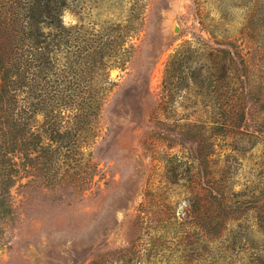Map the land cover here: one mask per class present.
<instances>
[{
    "label": "rangeland",
    "instance_id": "obj_1",
    "mask_svg": "<svg viewBox=\"0 0 264 264\" xmlns=\"http://www.w3.org/2000/svg\"><path fill=\"white\" fill-rule=\"evenodd\" d=\"M54 3L0 0V264H264V0Z\"/></svg>",
    "mask_w": 264,
    "mask_h": 264
},
{
    "label": "trees",
    "instance_id": "obj_2",
    "mask_svg": "<svg viewBox=\"0 0 264 264\" xmlns=\"http://www.w3.org/2000/svg\"><path fill=\"white\" fill-rule=\"evenodd\" d=\"M59 0H30V4L29 6L27 7L26 11H25V15L24 17H26L28 20H31L33 21L31 23V27L33 25H36L37 27L39 26L38 23H39V19L41 18H46L47 19V24L46 26H44V28H47V29H51L52 31H50L49 33H47L46 35L44 34L43 36V32H35L34 35L36 36V41L39 39H43V41H41L42 43H46V38L45 36L47 37V35H49L48 37L52 36V40L49 41V45H51L57 38H59V43H67V39L73 35L74 33H71L69 30H66L63 26L59 25V24H52L53 22H49L51 19L55 18L57 16V14L59 13V10L58 11H55L53 10V4H55L54 2H57ZM62 1V0H61ZM59 17V16H58ZM59 20V19H58ZM48 23H51V24H48ZM30 27V28H31ZM16 28L18 29L17 31L25 34L26 33V28L25 26H23V24H20V25H17ZM29 28V30H30ZM15 32L16 29H14ZM55 30V31H54ZM53 32V33H52ZM30 38H33V34H30L28 33L27 34ZM82 42L83 41H87L86 38H82L81 40ZM93 42V41H92ZM54 45H58L56 44V42L54 43ZM92 48V45L90 43H88V41L84 44V46H82V48L80 49H77L78 52L77 54L79 53V55H73L76 57V60H73L72 62H70L69 64H63V70H65V72H67V70H71L75 72V74L77 75V80L80 79V82H85L87 81V75L90 73V76L88 77H91L92 73H96V77H100L102 78L103 77V74H101L100 72H98L97 70L95 69H98V66L96 68H94L97 63H100V67L99 69H103V65H105V61L104 59H102L101 57L99 59H96L94 60L93 57H91L90 54H85L84 55V52L86 53L87 51H89L90 49ZM12 51H19V53L21 52L22 48H19V45H15V46H12L11 47ZM96 49V48H95ZM82 51H84L83 53H81ZM2 57H0V65H2ZM49 63V62H48ZM92 67V68H91ZM67 69V70H66ZM70 70L68 72H70ZM79 77V78H78ZM105 83H108L109 82V76L106 75V78H105ZM100 90V93L103 92L104 90V86H102L101 88H99ZM90 97H93L92 95L89 94L88 97H85L84 95H79V99L82 102H85L87 99H89ZM100 98V97H99ZM94 100V103H92V101ZM97 104V97H94L91 98V102L88 104V105H95V109L97 110L98 106L96 105Z\"/></svg>",
    "mask_w": 264,
    "mask_h": 264
}]
</instances>
